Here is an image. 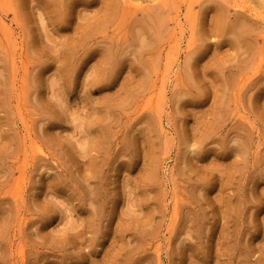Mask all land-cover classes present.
I'll list each match as a JSON object with an SVG mask.
<instances>
[{"label":"rangeland","instance_id":"374dc122","mask_svg":"<svg viewBox=\"0 0 264 264\" xmlns=\"http://www.w3.org/2000/svg\"><path fill=\"white\" fill-rule=\"evenodd\" d=\"M0 264H264V0H0Z\"/></svg>","mask_w":264,"mask_h":264}]
</instances>
